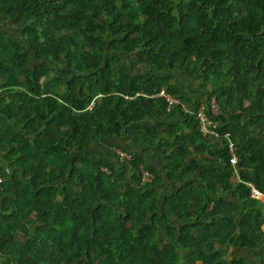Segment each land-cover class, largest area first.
Listing matches in <instances>:
<instances>
[{"label":"trees","instance_id":"obj_1","mask_svg":"<svg viewBox=\"0 0 264 264\" xmlns=\"http://www.w3.org/2000/svg\"><path fill=\"white\" fill-rule=\"evenodd\" d=\"M6 23L20 35L0 32V81L17 90L1 113L21 114L22 130L0 132V264H250V252L264 264V203L248 186L264 194V0H0ZM197 71L222 110L209 114L218 147L199 130L200 101L167 113L124 99L179 95L164 73ZM102 142L130 159L111 148L115 165L97 161ZM129 142L163 151L179 186L162 196Z\"/></svg>","mask_w":264,"mask_h":264},{"label":"crops","instance_id":"obj_2","mask_svg":"<svg viewBox=\"0 0 264 264\" xmlns=\"http://www.w3.org/2000/svg\"><path fill=\"white\" fill-rule=\"evenodd\" d=\"M13 25L10 23H6L5 25L0 26V32H5L10 35H15L13 29ZM16 36V35H15ZM14 36V37H15ZM138 70H142L141 68H138ZM164 76H167L171 79V83L176 90L178 91L179 95H174L179 100V105L175 107H181L182 111L188 112L191 111L195 104L197 102H205L207 101L208 95L211 91H213V85L212 80H209L208 83H204L202 80L201 72H196L193 75H189L188 73H182V72H173V73H164ZM16 78H18V75H15ZM1 80V79H0ZM20 80V79H19ZM3 82L0 81V132L6 135L5 139L8 140L9 136L12 135V132L14 133H20L22 130L21 127V114L15 115L13 118L8 119L6 115L1 113V108L4 106L10 104L14 99L13 95L15 94V90L12 89L15 88V82H13L12 87L10 89H6V87L3 86ZM44 90V89H42ZM57 94H60L63 92V89H57ZM174 107V108H175ZM159 119H149L146 121V123L149 126H156L159 123ZM166 128L161 127L160 131H165ZM9 135V136H8ZM264 135V134H261ZM204 138H206L210 143L215 144L217 147L224 141V138L219 137L217 134H209V135H203ZM115 142L104 144L103 142L99 145V147L93 151L94 152V158L97 161L100 160H106L108 163H111L112 165H115L116 158L113 157V154L111 153V148L114 152V149L117 148ZM113 146V147H112ZM122 146H124L122 144ZM128 149L131 150V152L138 158L143 159V167L146 169H152L158 174V183L156 185L157 191L163 196L167 195V193H170L172 189H175V186H179L178 184H175L171 181H169L166 178V173L163 171L164 169V153L163 151H158L154 146L153 147H147L140 144H133L129 142ZM219 149V148H217ZM2 155L5 156L6 154L10 153V149L7 151H1ZM189 152L191 153L192 157L199 158L201 155L204 154L202 149H199L196 147H190ZM16 159V158H15ZM3 166H5V162H2ZM198 173H196L193 176V179L196 180L198 178ZM238 182L237 177L235 176L233 178V184L236 185ZM233 198V197H232ZM171 223L174 225H181L182 221L172 218ZM154 235L156 237V240L159 242H167L169 240L167 234L165 231L157 225L153 226ZM261 230L264 233V218L261 225ZM234 249H229L227 251V254L234 252ZM245 258L250 264H259V258L257 253H246ZM4 262H7V259L4 260Z\"/></svg>","mask_w":264,"mask_h":264},{"label":"built area","instance_id":"obj_3","mask_svg":"<svg viewBox=\"0 0 264 264\" xmlns=\"http://www.w3.org/2000/svg\"><path fill=\"white\" fill-rule=\"evenodd\" d=\"M142 97L144 99H148L151 101L162 100L165 102V111L170 112L175 106L179 105V100L176 96L172 95L165 89H160L158 92L149 94L145 91L136 92L134 95L125 96V101L131 102L136 100L137 98ZM93 107V103L90 105V108ZM222 110L218 107L216 101L211 99L208 103L200 102L197 108L196 119L198 121L199 130L202 135L213 134L214 129L217 126V122H214L210 117H218L221 115ZM229 156H230V164L235 165L237 163V156L235 153V147L233 143L229 144ZM115 155L118 157L120 162H125L130 159L128 153L123 150L114 149ZM106 171V170H105ZM107 172V171H106ZM143 182L149 181L152 179V175L147 171H143ZM3 179L0 177V192L3 191ZM249 197L258 201L259 203H264V194H261L257 189H255L252 185H249Z\"/></svg>","mask_w":264,"mask_h":264},{"label":"rangeland","instance_id":"obj_4","mask_svg":"<svg viewBox=\"0 0 264 264\" xmlns=\"http://www.w3.org/2000/svg\"><path fill=\"white\" fill-rule=\"evenodd\" d=\"M11 24V23H10ZM12 29H13V31H14V33H15V35H16V37L18 38L19 37V35H20V30L19 29H17L15 26H13L12 27ZM20 82V81H19ZM144 172H146L145 170H144Z\"/></svg>","mask_w":264,"mask_h":264}]
</instances>
